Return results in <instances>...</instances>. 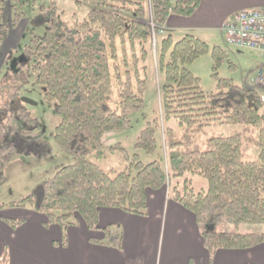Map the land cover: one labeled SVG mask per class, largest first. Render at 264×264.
<instances>
[{"label":"trees","instance_id":"1","mask_svg":"<svg viewBox=\"0 0 264 264\" xmlns=\"http://www.w3.org/2000/svg\"><path fill=\"white\" fill-rule=\"evenodd\" d=\"M20 1L0 0V40L8 34V26L1 22V6L8 2L15 10L11 25L16 26L22 14L17 8ZM200 1L149 0L147 17L146 0H80L91 8L72 24L56 6L41 7L33 22L43 25L45 32L40 37L32 35L23 52L35 82L44 87V99L53 102L60 115L53 140L72 163L19 200L0 202V211L31 209L46 217L45 226L57 224L63 231L76 225L79 216L90 233H101L91 235L90 242L119 250L122 229L117 224L100 227V210L119 208L144 215L147 193L168 185L170 198L189 210L200 225L210 261L222 249L264 245V103L254 87L217 76V67L226 59L220 46L190 34L176 41L170 34L164 36L156 50L157 69L164 75L162 117L147 122L134 144L136 150L157 153V157L143 163L134 153L127 168L114 175L89 158L103 156L99 148L106 134L128 128L127 113L143 104L152 49L146 18L159 28L170 14L191 16ZM208 52L217 88L211 94L200 88L199 78L186 67ZM172 120L179 128L164 129V164L163 153L157 152V132L162 122ZM220 124L242 128L230 135H208L207 129ZM39 125L18 95L1 106L0 181L15 157L43 160L53 155ZM248 146L257 150L253 159L244 158ZM116 147L121 149L119 144ZM188 172L203 177L207 188L195 190L187 177L182 184L173 181ZM0 218L12 228L23 223L21 218ZM219 224L255 227L252 232L211 227ZM0 264H8L6 251L0 255Z\"/></svg>","mask_w":264,"mask_h":264},{"label":"crops","instance_id":"2","mask_svg":"<svg viewBox=\"0 0 264 264\" xmlns=\"http://www.w3.org/2000/svg\"><path fill=\"white\" fill-rule=\"evenodd\" d=\"M254 7H264V0H201L191 16L170 14L158 36L161 40L167 34L172 39L173 35L183 37L190 34L207 43H215L217 38L222 39L220 27L231 12ZM263 68L264 64L258 66L255 76ZM18 160L35 165V162L50 159ZM39 168L49 169L48 165H39ZM31 185L24 179V189ZM6 201L0 198V202L8 203ZM11 211L15 213L4 214ZM1 216L23 219L21 225L12 228L0 218V255L7 252L8 264H264L263 244L247 249H222L210 261L194 215L172 200L165 187L147 193L144 215L119 208L100 210V227L117 224L122 229L119 250L90 242L91 235L100 237L101 233H90L79 216L76 225L65 231L57 224L45 226L46 217L27 208H4L0 211ZM236 230L252 232L254 228Z\"/></svg>","mask_w":264,"mask_h":264},{"label":"rangeland","instance_id":"3","mask_svg":"<svg viewBox=\"0 0 264 264\" xmlns=\"http://www.w3.org/2000/svg\"><path fill=\"white\" fill-rule=\"evenodd\" d=\"M80 0H21L18 2V11L21 14V19L16 26L11 25V19L15 10L6 2L1 6V22L8 26V34L5 39L0 40V108L9 101L15 94L21 100L23 97L30 99L32 102L22 103L26 106L28 112L39 120V130L43 133L44 138L52 145L53 155L50 160H38L43 162H35V165H30L18 160L20 157L12 159L7 167L4 176V183L0 184V198L9 201H17L20 198L29 194L32 189L42 180L53 176L60 168L72 163L70 156L61 151L54 143L53 133L55 127L60 121V115L54 110L53 102L44 99V87L35 82V73L31 69V63L25 58L23 47L29 42L32 35L42 36L45 32V27L41 24H35L33 19L36 13L42 6H56L61 12L62 18L69 24L75 20L83 19L88 10L91 8L86 3H79ZM17 5V4H16ZM147 17L150 16L149 0H146ZM147 23L151 28L152 41L151 53L147 61L146 73V88L143 93L142 106L134 111L127 113L130 125L128 128L119 131H112L104 137L100 150L104 152L103 156L89 158L98 164L102 169L110 175H114L127 168L131 156L138 153L140 160L143 163H148L157 157V153L148 154L142 150H136L134 144L140 131L146 126L147 122H151L154 118L161 119V101H160V86L164 83V75L157 69V49L160 45L159 29L156 27L150 18H146ZM181 37L173 35V40L176 41ZM217 38L215 43H208L210 46L214 44L222 47L226 52V59L216 69V74L220 78H227L235 85L241 87H252V78L255 77V70L258 66L264 64V52H259L252 49L238 48L227 44L223 37ZM217 42V43H216ZM213 58L211 52H208L186 67L190 72L199 78L200 88L207 94L217 91L216 78L214 77ZM259 95L261 93L257 90ZM264 115V105L262 108ZM264 123V121H263ZM172 126L175 129L179 125L175 120L165 121L160 124L157 132L158 150L164 155L165 164V147H164V129ZM240 124H220L207 129L208 135L223 134L230 135L240 131ZM120 145L121 149L116 147ZM159 145L162 147L159 148ZM114 147V148H111ZM125 151V153H124ZM245 159H253L257 155V150L253 146L246 148ZM33 159L32 157H22L20 159ZM40 163V164H39ZM39 165H48L49 169L41 170ZM187 177L191 179L192 186L195 190H205L207 188L206 180L192 173H186L182 177H178L173 181H178L182 184L183 179ZM27 181L33 185L28 189H24L23 181ZM166 185L165 188L169 189ZM6 196L7 198H5ZM15 211L4 213L5 215L14 214ZM224 229H240L245 227H255L252 224H241L238 227L232 225H211ZM258 228V227H256ZM263 228V227H261ZM217 229V228H216Z\"/></svg>","mask_w":264,"mask_h":264},{"label":"built area","instance_id":"4","mask_svg":"<svg viewBox=\"0 0 264 264\" xmlns=\"http://www.w3.org/2000/svg\"><path fill=\"white\" fill-rule=\"evenodd\" d=\"M227 44L264 52V7L231 12L220 27ZM252 87L261 93L264 103V68L252 79Z\"/></svg>","mask_w":264,"mask_h":264},{"label":"water","instance_id":"5","mask_svg":"<svg viewBox=\"0 0 264 264\" xmlns=\"http://www.w3.org/2000/svg\"><path fill=\"white\" fill-rule=\"evenodd\" d=\"M21 101H25V102H32L30 99H28V98H25V97H23V98L21 99Z\"/></svg>","mask_w":264,"mask_h":264}]
</instances>
